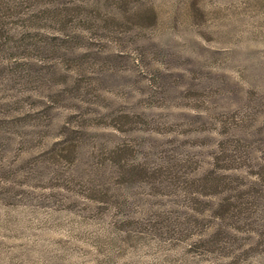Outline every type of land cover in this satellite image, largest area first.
Wrapping results in <instances>:
<instances>
[{
    "label": "rangeland",
    "instance_id": "rangeland-1",
    "mask_svg": "<svg viewBox=\"0 0 264 264\" xmlns=\"http://www.w3.org/2000/svg\"><path fill=\"white\" fill-rule=\"evenodd\" d=\"M5 19L0 264H264V0H23ZM214 169L227 190L200 195ZM227 196L242 214L215 219Z\"/></svg>",
    "mask_w": 264,
    "mask_h": 264
},
{
    "label": "trees",
    "instance_id": "trees-1",
    "mask_svg": "<svg viewBox=\"0 0 264 264\" xmlns=\"http://www.w3.org/2000/svg\"><path fill=\"white\" fill-rule=\"evenodd\" d=\"M16 1L22 2L23 0H0V51L1 52L2 50H6V51L9 50L8 52L13 53V51H10V50L16 49V45H13L12 43H10V41L12 39H16V35L20 33L19 32L17 33V31L14 30L12 27L10 28V25L7 24V20L5 19L7 16H14V15L16 16ZM35 10L36 11L38 10L41 12H46V11L51 12L49 9V6H47L46 4H43L42 6H39L35 9H30L29 11H24V9H21L20 13L19 11H17V13L21 14V16H31ZM22 18H25V17H22ZM26 32H28V30ZM53 72L56 73V71H53ZM63 76H64L63 80L65 81L66 75H63ZM109 124H111V127L115 129H119V125H118L119 123H116V121H114L113 123H109ZM77 146H78L77 144H73L71 146V151H72L71 153L73 155H75ZM62 149H64V147ZM126 152L127 150L125 148H121L118 145L112 146L108 150V153L111 154L112 158L116 157L118 159H121L122 162L124 160L123 163L120 162L119 164L120 167L123 168V171L121 174L122 179H126L131 176V172H129L130 168H128L131 165L128 163L126 164L125 159H123ZM213 160L217 165H219V167L222 170H225V169H230L232 167L231 162L234 161V158H233V154L229 153V150L226 147H221L218 149V152L215 153ZM228 161L230 163H228ZM224 162L225 163L227 162V163L222 164ZM148 174L149 173H147L146 171L145 176ZM222 176H223V173H219V172L217 173L216 169L200 175L198 178L200 183H199V188L197 190V193H199L200 195L215 196L227 190L226 183L224 182ZM95 193H98L99 195V193L101 192L96 191ZM235 198L236 197L234 196L232 197L227 196L225 198H221L219 203H217V205L212 210L214 218L224 219V218L240 217V215L243 212V209H242L240 201ZM91 199L102 201L104 203H107L109 201L107 200L109 198H105L103 200V198H98L96 196L91 197Z\"/></svg>",
    "mask_w": 264,
    "mask_h": 264
}]
</instances>
